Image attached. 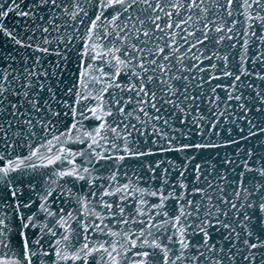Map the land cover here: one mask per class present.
<instances>
[{
    "label": "snow or ice",
    "instance_id": "1",
    "mask_svg": "<svg viewBox=\"0 0 264 264\" xmlns=\"http://www.w3.org/2000/svg\"><path fill=\"white\" fill-rule=\"evenodd\" d=\"M0 264H264V0H0Z\"/></svg>",
    "mask_w": 264,
    "mask_h": 264
}]
</instances>
